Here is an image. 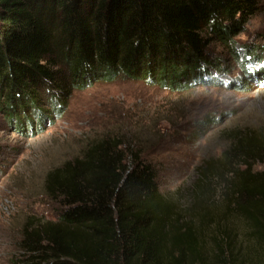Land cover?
<instances>
[{
  "label": "trees",
  "instance_id": "trees-1",
  "mask_svg": "<svg viewBox=\"0 0 264 264\" xmlns=\"http://www.w3.org/2000/svg\"><path fill=\"white\" fill-rule=\"evenodd\" d=\"M258 7V0H0V103L15 128L33 134L63 114L72 90L96 81L177 91L216 85L211 69L221 70L222 60L212 58L214 42L231 46L249 78L264 80V57L234 48ZM255 60L262 65L250 69ZM231 85L248 87L243 77ZM198 171L182 203L162 192L155 165L121 134L93 137L48 171L57 216L28 218L12 264H264V126L231 131L220 156Z\"/></svg>",
  "mask_w": 264,
  "mask_h": 264
},
{
  "label": "rangeland",
  "instance_id": "rangeland-1",
  "mask_svg": "<svg viewBox=\"0 0 264 264\" xmlns=\"http://www.w3.org/2000/svg\"><path fill=\"white\" fill-rule=\"evenodd\" d=\"M258 4L245 30L235 37L234 48L241 55L254 48L264 57V0ZM210 51L213 60H222L221 70L211 69L219 84L177 91L123 78L96 81L72 90L63 114L46 120L33 134L15 128L0 103V264H12L19 254L30 216H57L60 206L46 194V175L78 156L87 140L121 134L155 165L162 192L186 203L202 161L220 156L231 131L264 126V80L245 74L231 46L214 42ZM258 61L250 69L260 67ZM242 77L248 87L231 85ZM43 107L50 109L48 104Z\"/></svg>",
  "mask_w": 264,
  "mask_h": 264
}]
</instances>
